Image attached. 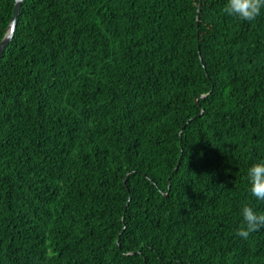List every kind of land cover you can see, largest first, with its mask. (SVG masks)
<instances>
[{
    "label": "trees",
    "instance_id": "obj_1",
    "mask_svg": "<svg viewBox=\"0 0 264 264\" xmlns=\"http://www.w3.org/2000/svg\"><path fill=\"white\" fill-rule=\"evenodd\" d=\"M225 0H22L0 55V264H264L234 235L264 156V14ZM14 0H0V41Z\"/></svg>",
    "mask_w": 264,
    "mask_h": 264
},
{
    "label": "clouds",
    "instance_id": "obj_2",
    "mask_svg": "<svg viewBox=\"0 0 264 264\" xmlns=\"http://www.w3.org/2000/svg\"><path fill=\"white\" fill-rule=\"evenodd\" d=\"M225 14L245 22H253L264 14V0H225ZM247 190L255 201L264 203V156L258 157L246 169ZM240 223L234 235L247 241L253 233L264 230V212L250 204L240 208Z\"/></svg>",
    "mask_w": 264,
    "mask_h": 264
},
{
    "label": "water",
    "instance_id": "obj_3",
    "mask_svg": "<svg viewBox=\"0 0 264 264\" xmlns=\"http://www.w3.org/2000/svg\"><path fill=\"white\" fill-rule=\"evenodd\" d=\"M21 3H22V0H14L13 14L11 16V19H10L9 25L6 29V32L0 41V55L2 54L5 47L8 45L9 41L12 38L13 30H14V27L16 24V16L19 13Z\"/></svg>",
    "mask_w": 264,
    "mask_h": 264
}]
</instances>
